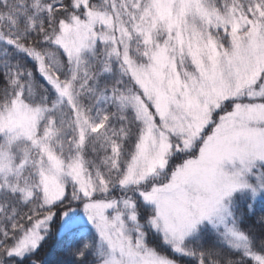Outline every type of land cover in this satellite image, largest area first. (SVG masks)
Returning a JSON list of instances; mask_svg holds the SVG:
<instances>
[{
  "label": "rangeland",
  "instance_id": "rangeland-1",
  "mask_svg": "<svg viewBox=\"0 0 264 264\" xmlns=\"http://www.w3.org/2000/svg\"><path fill=\"white\" fill-rule=\"evenodd\" d=\"M88 2L76 0L84 19L63 23L55 42L70 79L58 80L52 56H37L51 92L46 104L15 95L0 106V191L14 189L34 149L41 205H78L56 216L52 234L39 233L38 222L14 226L0 258L39 264L42 248L65 237L95 264H181L204 228L243 249L231 199L243 192L264 199V0ZM98 45L104 69L113 65L122 84L109 101L129 110L125 123L136 128L103 155L85 131L101 128L106 94H87L85 82L71 86ZM61 115L75 121L76 141L64 155L52 146ZM1 235H8L2 225Z\"/></svg>",
  "mask_w": 264,
  "mask_h": 264
},
{
  "label": "trees",
  "instance_id": "trees-1",
  "mask_svg": "<svg viewBox=\"0 0 264 264\" xmlns=\"http://www.w3.org/2000/svg\"><path fill=\"white\" fill-rule=\"evenodd\" d=\"M94 1L98 0H89V7ZM85 12L84 7L76 6V0H0V106L15 95H19L22 101L31 106L46 104L45 95L51 92L39 74L37 56H52L59 64L56 66L58 80L64 83L70 79L72 66L55 42L61 25L72 18L84 19ZM102 55L101 47L96 46L94 53L82 64L84 72L78 69L77 76L71 80V86L76 87L77 84L85 82L83 88L87 89V94L95 96L102 91L108 99L106 103L99 102L101 110L104 109L102 111L105 113L101 128L96 132H89L87 128L85 131L90 141L97 140L99 155H103L105 150H108L109 154L111 145L120 140L121 133L130 136L132 129H136L131 119L128 124L125 123L129 110L115 106V103L109 101L112 94L118 95L117 89L122 88V84L116 78L113 65L104 69V64L107 63L103 61ZM91 58L95 62H92ZM88 103V100L85 101L86 110ZM47 104H52V98ZM74 122L71 115L69 118L61 115L60 119L54 121L55 141L52 146L60 155L66 153L68 145L69 148L72 147L73 140L76 141L72 128ZM44 125L45 123L41 125L39 131L45 129ZM92 153L96 155V152ZM92 153L89 155L93 156ZM34 156V149L30 150V163L15 177L17 184L14 189L2 188L0 191V226L2 225L8 233L7 236H0V247L12 243L14 226L18 229L19 225L27 228L38 222L39 233L52 234L56 216L78 205L74 200L66 199L47 208L41 205ZM93 157L95 159L97 155ZM103 165V172H109L110 162ZM96 168L95 164H90L89 172L95 173ZM68 186L71 192L73 188ZM25 187L30 189V197L23 195ZM230 211L232 223L242 235L245 247L232 249L216 231L204 228L190 241L186 251L188 256L178 259L181 264H264V199L253 200L244 192L233 195ZM71 240L59 237L51 245L43 247L44 261L39 264L96 263L94 256L79 255L76 243ZM0 259L1 264H24L25 260H28L17 259L9 263L5 255Z\"/></svg>",
  "mask_w": 264,
  "mask_h": 264
}]
</instances>
